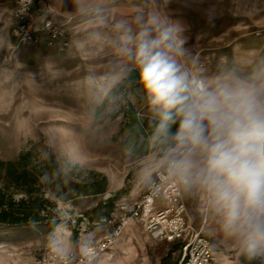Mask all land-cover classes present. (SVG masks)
Returning a JSON list of instances; mask_svg holds the SVG:
<instances>
[{
	"label": "rangeland",
	"instance_id": "1",
	"mask_svg": "<svg viewBox=\"0 0 264 264\" xmlns=\"http://www.w3.org/2000/svg\"><path fill=\"white\" fill-rule=\"evenodd\" d=\"M128 1L144 3L145 18L138 14L134 22H125L133 36L151 15L183 29L179 36L186 51L180 64L190 81L201 78L208 89L264 81V0ZM9 21L0 22V158L13 159L30 148L45 157L53 155L63 165H76L72 172L80 176L91 170L104 174V193L66 201L52 196L58 226H67L73 236L84 233V240H96L118 221L119 204L137 199L145 183L143 157H134L122 145L119 122L96 116L98 103L117 81L111 83L112 71L122 66L114 61L120 59V46L124 48V29L94 23L90 46L95 51L67 58L58 53L66 48L14 41ZM98 36L105 37L102 41ZM111 58L113 62L107 60ZM109 197V215L98 216L94 208Z\"/></svg>",
	"mask_w": 264,
	"mask_h": 264
},
{
	"label": "clouds",
	"instance_id": "2",
	"mask_svg": "<svg viewBox=\"0 0 264 264\" xmlns=\"http://www.w3.org/2000/svg\"><path fill=\"white\" fill-rule=\"evenodd\" d=\"M124 29L123 51L136 65L139 83L159 117L157 133L190 143L204 155L198 176L239 242L249 264H264V81L225 83L208 89L182 70V28L151 15L133 36Z\"/></svg>",
	"mask_w": 264,
	"mask_h": 264
},
{
	"label": "crops",
	"instance_id": "3",
	"mask_svg": "<svg viewBox=\"0 0 264 264\" xmlns=\"http://www.w3.org/2000/svg\"><path fill=\"white\" fill-rule=\"evenodd\" d=\"M16 2L17 0H0V22L4 20L7 23V19H10L9 12L15 7ZM142 4L141 6L128 0H41L36 4L35 11L39 13L46 6L55 10V18L67 29L69 40L67 48L58 53L71 58L83 57L95 51V48L90 46L94 38L92 33L94 23L103 21L102 26L105 29L107 24L117 26L121 22H134L138 14L144 19V3ZM101 37L104 39L105 36ZM101 37L98 36V39H102ZM120 48L121 52L118 53L120 59L114 62L122 66L112 71L111 83L122 78L130 67L136 66L133 60H127L123 55V47ZM109 57L112 56L106 58ZM124 66L127 67V71ZM143 113L156 114L150 106L145 108ZM181 149H185L184 154L179 153ZM170 159L179 160L180 167L176 175L180 182L182 199L192 224L196 227L202 226L204 234L212 243L214 264H245L241 259L243 251L239 242L225 231L223 217L212 203L207 186L198 176L204 166V155L198 148L176 139L175 145L168 148L164 155L159 156L153 152L144 156L141 159L144 164L145 180L142 192L153 179L155 171ZM161 206L162 199H158L156 207ZM84 236V233L73 236L67 226H57L55 229H49L43 224L0 226V264H34L38 251L55 242L66 251H75L84 240ZM179 247L178 241L157 239L145 232L140 222L130 220L114 244L89 264H175L179 256Z\"/></svg>",
	"mask_w": 264,
	"mask_h": 264
},
{
	"label": "trees",
	"instance_id": "4",
	"mask_svg": "<svg viewBox=\"0 0 264 264\" xmlns=\"http://www.w3.org/2000/svg\"><path fill=\"white\" fill-rule=\"evenodd\" d=\"M149 106L136 66H132L107 90L96 107V116L119 122L122 145L134 157L142 158L159 150L164 154L176 143L178 121L171 125L168 135L157 133L158 115L143 113ZM73 168L76 165H63L53 155L45 157L30 148L21 150L13 159L0 158V226L46 224L54 229L61 220L52 196L66 201L106 192L108 181L104 174L91 170L80 176L72 172ZM112 204L113 198L109 197L94 211L98 216H108ZM106 205L109 208L102 211ZM241 259L249 264L245 253Z\"/></svg>",
	"mask_w": 264,
	"mask_h": 264
},
{
	"label": "built area",
	"instance_id": "5",
	"mask_svg": "<svg viewBox=\"0 0 264 264\" xmlns=\"http://www.w3.org/2000/svg\"><path fill=\"white\" fill-rule=\"evenodd\" d=\"M41 0H17L10 12V28L19 43L56 46L65 49L69 45L68 31L55 18V10L46 6L36 13L35 6ZM193 84L203 82L193 78ZM205 85V84H204ZM185 153V149L179 151ZM180 167L178 159L168 160L154 173L140 197L132 202L122 201L120 217L112 230L100 238L83 240L77 250L66 251L57 242L41 248L34 264H89L107 251L116 241L124 226L135 220L153 237L179 242V256L175 264H214L215 255L209 237L203 227H196L190 220L182 199L180 182L176 175ZM162 199V206L156 201Z\"/></svg>",
	"mask_w": 264,
	"mask_h": 264
},
{
	"label": "bare ground",
	"instance_id": "6",
	"mask_svg": "<svg viewBox=\"0 0 264 264\" xmlns=\"http://www.w3.org/2000/svg\"><path fill=\"white\" fill-rule=\"evenodd\" d=\"M125 226H126V225H125ZM125 226H124V227H125Z\"/></svg>",
	"mask_w": 264,
	"mask_h": 264
}]
</instances>
